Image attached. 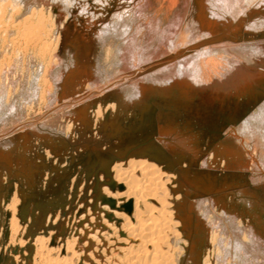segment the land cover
I'll use <instances>...</instances> for the list:
<instances>
[{"label": "rangeland", "instance_id": "374dc122", "mask_svg": "<svg viewBox=\"0 0 264 264\" xmlns=\"http://www.w3.org/2000/svg\"><path fill=\"white\" fill-rule=\"evenodd\" d=\"M76 1L80 5L84 2L73 0L74 6L69 8L62 3L60 13L57 10L54 14V44L57 35L60 39L57 46L51 45L46 52L34 46L23 47L21 30L14 32L6 26L5 22L17 13L7 9L0 19V152L7 146L12 151L9 161L0 159V264H46L37 253L39 237H51V247L64 250L75 232L81 231L79 226L86 231L91 229L92 225L87 221L81 224L80 218L88 210L105 208L106 203L99 206L102 199L98 196L104 181L111 178L110 168L108 172L104 170L97 152L113 164L151 142L160 144L171 161L169 168L181 179L182 191L180 188L178 193L182 203H186L180 207L187 218L182 264H202L206 246L211 248L209 236L213 232H219L225 244L223 255L214 264H264V129L258 125L248 131L242 129L248 117L264 103V61L258 62L246 54L248 48L264 42V2L246 0L239 7L233 4L232 14L215 28L210 30L205 25L192 39L163 55L160 51L154 55L155 48L146 39L147 43L144 40L139 46L142 50L138 49L139 61L126 68L125 64L120 66L122 56L118 52L132 35L125 34V30L136 26L146 32V11L155 3L165 28L179 12L176 8L180 0H171L168 7L160 0H103L106 4L85 0L90 4L89 10L99 13L91 18H96L91 23ZM59 2L22 0L24 6L16 19L27 15L34 6ZM196 2L188 4L186 18L196 17ZM181 32L182 37L186 35ZM4 37L8 44L2 43ZM12 38L17 44H9ZM198 50L214 54L201 63L192 82L182 89L174 83L175 97L181 98V92L185 94L181 102L173 104L166 100L162 107L144 110L141 102L130 100L127 105L131 114L128 113L126 102L125 107L121 101L132 84L152 74L163 75L161 70L171 61H180L189 54L195 57ZM149 53L153 57L147 58ZM240 64L248 76H254L250 83L237 70ZM226 72L233 75L231 80H223ZM45 79L48 83H43ZM100 102L117 103L118 110H123L118 115L117 133L112 131L115 124L97 127L92 119L91 125L86 126L81 118L74 119L71 114L77 106H90L92 115ZM138 113L144 117L140 118ZM71 126L73 132L69 136ZM163 129L178 137L171 140L184 150L180 159L173 156L177 149L173 150L167 138L160 136ZM157 136L162 138L156 139ZM83 137L91 141L88 147L76 145ZM69 140L78 142L72 144ZM24 144L28 149L25 158H20L17 150ZM108 145L111 149H128L121 156L116 150L110 151ZM161 164H165L164 160ZM199 178L206 180L208 187L194 181ZM16 197L17 227L21 229L12 226L10 220L13 209L9 205ZM80 209L84 212L79 213ZM75 217L79 220L77 225L73 224ZM98 230L102 237L107 232L100 227ZM86 231L84 234L90 235ZM85 240L80 238L79 242Z\"/></svg>", "mask_w": 264, "mask_h": 264}, {"label": "bare ground", "instance_id": "6f19581e", "mask_svg": "<svg viewBox=\"0 0 264 264\" xmlns=\"http://www.w3.org/2000/svg\"><path fill=\"white\" fill-rule=\"evenodd\" d=\"M98 1H100L101 3L105 2L103 0ZM160 1L165 3L167 7L171 3V0ZM192 1L193 3H195L196 1V3H198L196 7V17L186 18L184 13L188 4H191L190 2ZM232 1L233 3H231L229 0H180L179 6L176 8V10H178L179 12H175L176 14L173 15L169 24H166L165 28H163L161 24L162 18L159 17V15L157 14V4H151L148 8V11H146V13L149 14V17L146 21V27H148H145L147 31L142 32L141 30L143 28H136V26L131 29L129 27L130 30H125V34L130 33L132 35L129 37V40H124V42L127 41L125 48L121 47L120 51L118 49L119 54L122 56L120 66H123L125 64L127 68L128 66H131L129 64H135L139 61L140 55L138 49L142 50L139 46L144 40L146 42V39H148L153 45L151 48H155L154 55H156L158 51H160L163 55V53H167L168 50H170L171 48L174 49L178 46H182L181 44H185L187 41L192 39V37H194V34H196L197 32H201L205 25H208L210 30L212 29V27L215 28L219 24V22L222 21V19L227 18L229 14H232L231 6L233 7V4L238 6V4L241 5L242 2L246 0ZM261 1L264 2V0ZM60 2L56 5L53 4L51 6H45L43 4H40V6H34L30 10H28L29 13L27 12V15H21V18H23H20V20H18L16 18L18 15L21 14L20 11L23 8L22 0H0V19L2 18L5 10L7 9L12 10L13 13H17L14 18H11L10 21L5 22L6 26L8 28H11V30H13L14 32L16 30H21V32L23 33L22 38L24 39L25 43L23 47L26 48V46H34L38 47L42 52H46V50L51 47V45L57 46L60 39L57 35L56 42L54 44L52 39V36L54 34V20L56 19V16L54 14L59 11L58 9L60 7L63 8L62 3H64V8L74 6L73 0H60ZM77 2L79 3V1H76V3ZM41 3H43V1ZM79 7L81 8L82 13L88 14L87 16L90 17V23L94 19H96L94 18L93 20H91V18L99 14H96L95 12L93 13L91 10H89L90 4L85 0L83 3H81ZM207 10L209 11V15H211L209 19L206 16ZM9 16L11 15L9 14ZM119 17L121 18L120 15ZM181 31H184L186 35L182 37V35H180L182 33ZM8 32L9 31H6L4 34L7 35ZM21 32L19 33L21 34ZM17 34L15 36H18ZM6 37L2 39V43H6L8 41L5 39ZM10 42L12 45H15L18 41L14 43L15 41L13 39V41H9V44ZM6 44H8V42ZM17 46L19 50V45ZM251 47L248 48L247 52L245 50L246 54L250 55L255 60H258V62H263L264 42L256 43L255 47ZM141 48L144 49L145 47ZM148 48L149 46L147 47V51ZM149 54L147 55V58L148 56H152L151 54ZM212 54L214 53H212L211 51L198 50L194 54L195 57H191V55L189 54L190 56L185 55L180 61L177 60L174 63H172L171 61L170 64L166 65V67L161 70L163 75H159V73L152 74L150 76H147L145 79L140 80L138 83L132 84V86L127 89L128 94H126V97L124 99L121 98V100H124L121 101L124 103L123 106H125L126 102V106L128 108L127 111L129 114H131V109L129 108L130 106L128 107L127 105L130 100L133 102H141V104L143 105L142 109L144 110H154L159 105L161 106V104H163V102H165L166 100H168L166 102H173V104L177 103L178 101L181 102L185 94L181 92V98H178V96L175 97L176 92L172 90L174 83L180 85L182 89V86L186 85V83L192 82L194 75L198 74L202 67L201 63L211 58ZM145 56L144 59H147ZM141 62L143 61L141 60ZM206 63L208 62H205V64ZM239 66L236 68L238 71L240 70L239 72L242 75L244 81L246 83L249 82V80L253 81L252 77L254 76H248L246 73V68L244 69L241 64ZM232 76L233 75H231L229 72H226L223 73L222 77H224L223 80L225 81L228 80V78H230L231 80ZM43 83H48V81L45 79ZM41 97V99H45L44 92H42ZM103 102H100V104L98 103L99 105H97V109H95L94 107L95 111H92V115L89 112L90 106H77L71 110V114H73L74 119L81 118L80 120H83L86 126L91 125L92 119L94 120V125L96 126L102 125L106 127L109 125L108 127H110L115 124L113 126L114 129L112 131L114 133H117L120 129L119 125L116 126L118 122V115H121L123 113V110H118L117 103L116 105H114L115 103L111 102V105L106 104L108 105L106 106L105 103L107 102V100L104 104ZM140 110L138 112H140ZM138 116L142 118L144 117V114L138 113ZM127 117H129V115H127ZM255 125H258L262 127V129H264V103H262L260 108L255 113H253V115L248 117V119L244 122L242 129H246V131H248L252 129ZM121 129L123 130V128ZM72 132L73 127L71 126L68 135H72ZM174 133L175 132L173 131L163 129L161 133L162 135L160 136H162L163 139L164 137L167 138L165 140L169 142L170 147L173 150L176 151L177 149V153L175 152V154H173L174 158L177 159L182 155V153H184V150L179 146L178 143H173L174 140L178 139V137L174 136ZM162 137L157 136L156 139H161ZM168 137L172 138L169 139ZM70 139H72V137ZM171 139L174 140L172 141ZM40 140L44 141V143L46 142L44 137ZM68 142L76 144V142L78 141L69 140ZM179 142L183 143L184 140H181ZM90 144L91 141H88V138L83 137V141L78 142L76 145H78L79 147H88V145ZM27 146V144H24V147L19 146L17 152L20 158H25V152L28 149ZM106 147L110 149V151L116 150V153L120 154L121 156L128 149L121 148L120 146V148L113 147L112 149L109 145ZM11 153L12 151L10 147H5L4 151L0 152V159L9 161L11 159ZM97 155H99V159L104 163V170L108 172L110 168L111 173L110 180L104 181V188L102 189V191L99 192L98 196V199H102V201L98 202L99 206L101 205V203H106L104 205L105 208L101 210L100 208L96 207L93 212L88 210L87 214L83 215L82 213L80 223L82 224L87 221L88 224L92 225H90L92 228L88 229V227H90L88 226V231H86L85 228H80L79 226L78 228L81 231H76L74 235L72 234L73 236L69 241H67V245L65 246L64 250L62 247H51V237H39L37 239V253L38 255L40 254L39 257L44 258V260H46L48 264H182L181 260L185 252L184 244L187 242L186 238L184 237L183 232L185 231H183V229L186 225L185 222L187 218L184 217L181 213L180 207L182 201L181 196L178 192L181 188V179L179 178L178 174L172 171V168H169V166L171 165V161L169 160L167 154L163 151L160 144H157L156 142H151L145 148H141L137 152L131 153L125 158H118L113 164L109 163L107 158L102 156L101 153L97 152ZM163 160L166 165L161 164ZM194 181L198 182L199 185H204L208 187L206 180L204 181V179L199 178L197 179V181L194 179ZM184 203H186V201ZM10 206L13 209L11 216L12 219H10L13 222L12 226L18 229V220L16 218V212L18 210L17 197L13 199L9 207ZM81 212H84L83 209H80L79 213ZM77 220L75 217L73 223L74 225L78 224V222L76 223ZM87 222L85 223L87 224ZM98 227L107 229V232H104L105 235L103 237L101 236V232L98 230ZM16 229L11 230L16 231ZM85 231L86 234L88 233L91 236L85 235ZM218 233H210L209 243L211 245V248L206 246L202 264H214L215 261L220 259V257L223 255V246L225 244H222L223 238L219 237ZM80 238L86 240L81 244L79 242ZM238 246L240 247L239 244Z\"/></svg>", "mask_w": 264, "mask_h": 264}]
</instances>
